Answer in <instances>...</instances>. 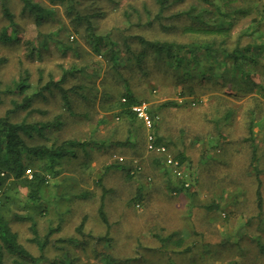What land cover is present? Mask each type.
I'll list each match as a JSON object with an SVG mask.
<instances>
[{"label": "rangeland", "instance_id": "rangeland-1", "mask_svg": "<svg viewBox=\"0 0 264 264\" xmlns=\"http://www.w3.org/2000/svg\"><path fill=\"white\" fill-rule=\"evenodd\" d=\"M32 1L43 11L24 10L22 0H0V33L7 28L6 33L13 38L6 43L0 40V116L22 101L24 95L13 90L24 71L31 85L25 93L28 96L51 81L59 82L70 71L60 84L66 90L78 89V94L69 92L71 112L57 90H42L40 95L32 96L27 110H14L11 120L30 123L59 117V129L47 131L48 139H35L48 146L73 138L107 143L102 148L89 147V166L79 163L82 157L69 156L56 167L60 170L57 175L45 173L47 183L41 203L35 207L27 203L24 186L11 178L1 181L0 196L9 195L15 200L13 211L35 219L39 237L49 228L54 229L40 251L30 241V222L15 221L11 228L19 242L34 256H43L40 264H264V253L256 244L258 238L264 245V125L256 138L263 197L259 216L250 146L243 141L248 110L253 109L260 119L264 117V102L259 108L254 96L238 97L227 83L232 75L226 74L222 81L216 75L219 67L212 57L199 54V65L195 69L188 65L185 79L184 71L175 72L165 60L152 54L147 53L140 63L135 61V54L142 50L137 36L177 43L215 41L214 46L223 38L186 31V27L200 23L176 15L178 12L192 6L194 13L211 9L204 16L212 19L218 10L251 4L261 7L264 0H234L229 5L226 0H210L212 5L183 0L172 3L152 24L145 22L157 13L154 0H75L71 13L68 2ZM262 14L255 10L228 17L233 25L225 38L227 50L236 45L239 31L250 18ZM87 19L93 27L90 31H86ZM242 36L241 46L254 37ZM262 59L258 57L260 65L254 73L264 83ZM226 62L231 67L232 59ZM187 85L193 86V92L180 96ZM128 89L158 116L155 134L169 145L170 154L185 153L187 161L182 164L192 196L167 190L163 171L170 169L164 164L155 165V155L146 152L147 130L139 119L130 126L128 120L117 115V102ZM167 101L177 104L162 106ZM229 107L236 109L233 122L229 126L220 122L219 134L216 120ZM126 140L131 144H116ZM78 152L81 156L82 151ZM119 156L130 164L132 178L128 179L122 170L107 169ZM134 159L141 165L138 173L132 172ZM33 171L25 175L30 178ZM170 173L172 181L179 179ZM103 188L108 190L104 196L106 223L98 215ZM138 195L139 200L134 201ZM208 205L216 207L210 210ZM82 220L81 235L76 227ZM169 234L171 240L163 244L161 238ZM178 238H182L181 245L176 243ZM187 247L191 249L184 251Z\"/></svg>", "mask_w": 264, "mask_h": 264}, {"label": "trees", "instance_id": "trees-1", "mask_svg": "<svg viewBox=\"0 0 264 264\" xmlns=\"http://www.w3.org/2000/svg\"><path fill=\"white\" fill-rule=\"evenodd\" d=\"M24 3L23 9L29 10L30 12H42V8L32 0H22ZM157 4V13L154 18H149L145 24H152L157 19H160L162 13L172 4L181 2L183 0H154ZM234 0H226L225 4ZM69 3L68 9L69 13L74 9L73 2L75 0H50L51 4H65ZM198 4L200 3H209L212 5L210 0H196ZM195 6L185 10L184 12H178L176 15H186L192 21H198L199 26H188L186 31L192 33H204L211 35H220L223 38L219 41L217 46H214L215 41L205 42L197 44L195 42L191 43H177L174 41L167 40H150L141 36H137V41L142 47V50L135 54V61L140 63L142 58L148 54H152L158 59H163L165 62L172 67L175 72L181 73L184 71L182 78L185 79L188 76L185 72V69L188 65H191L194 69L199 64V57L201 55L206 58H214L218 64V69L216 75H218L222 81L226 78V74H231V79L228 80V85L231 90L239 96L250 95L254 96L256 99V106L261 108L262 103L264 102V83L262 80H258L255 76L254 71L259 67L260 61L258 57L263 56L262 62H264V29L263 27V18L264 13V2L261 7H258L253 4L246 7H235L229 10L221 11L218 10L214 14V18L207 19L204 14L211 13V9L203 8L201 11L194 13ZM257 11L262 14L261 16L254 15L250 18V22L239 31L238 39L236 40V45L231 49L227 50L225 45V38L229 36V33L232 28L233 20H227L231 14L244 13L252 14L253 11ZM5 15L11 20V15L6 9H4ZM182 13V14H181ZM86 31L92 30V24L87 19ZM198 27V28H197ZM7 28H4L0 33V40L3 43L13 40L11 34L6 33ZM245 31V32H244ZM244 32V33H243ZM254 36L252 41L247 42L244 46H241L239 41L242 38V35ZM261 38V39H260ZM124 46L128 49L129 45L124 43ZM222 56L221 60H218V57ZM231 58L232 63L231 67H227L226 60ZM238 58L242 60L239 62ZM3 62V59L0 58V64ZM248 64L251 67L247 66ZM71 74V72H66V74ZM64 76L59 82H49L32 94L31 96L26 95L25 93L30 88L29 75L27 72L21 74L19 80L14 84V92L19 95H24L21 102H15L12 109H8L4 115L0 116V184L3 179L11 178L14 183H18L21 186H24L27 189V203L35 207L41 202V193L43 187L47 183V178L45 173H51L57 175L60 170H56V167L60 164L62 159H67V157H73L74 159L82 157L83 160L79 161L83 166H89L91 160V151L89 147L102 148L106 145V141H91V140H80V139H65L59 144L53 143L48 146L44 142L36 143V138H45L48 139L46 133L49 130H57L61 127L62 122L59 121V117L54 118L51 121L46 122H30L25 121H12L10 114L17 109H28L33 100V95H40L42 90L53 93L54 90H57L61 94V99L63 101L64 107L72 111L71 109V100L69 99V92L72 91L74 94H78V89L70 88L66 90L61 86L60 83L63 82ZM193 75H198L194 74ZM193 76V77H195ZM191 78V77H190ZM227 81V80H226ZM186 83V82H185ZM120 95V99L117 102V115L122 116L123 119L129 121V125H133L136 122V115L131 110V106L138 102V99L130 89ZM193 92V86L187 85L183 88L179 95L185 96L187 93ZM125 101H122V99ZM1 102V97H0ZM175 101H167L162 106L176 105ZM253 109L248 110L247 121H246V130L247 136L243 141L249 142L250 146V165L254 173L256 188H255V200L257 207L258 216L262 213L263 208V197L261 192L262 182L260 179V170L258 169V162H260L258 156L259 145L257 143V132L259 129L263 128L264 117L256 118V113L252 111ZM236 109L229 107L220 118L216 120V128H218L217 133L220 134V122H223L224 125H230L233 122V117ZM152 115L153 111H149ZM255 128H258L255 131ZM221 136V135H219ZM222 137V136H221ZM35 140V142H34ZM157 143H162L160 137L157 138ZM117 145H130L131 142L126 140L125 142H116ZM168 145V144H167ZM166 145V146H167ZM169 146V145H168ZM168 148V147H167ZM77 149V151H76ZM78 150L82 151L81 156ZM169 150V149H168ZM152 152V151H151ZM70 153V155H69ZM155 155V154H154ZM181 163L187 161V157L184 152L177 151L174 155ZM155 165H163L162 159L154 158ZM28 166H31L28 167ZM28 169L31 171L33 169V175L29 178L25 175V170ZM115 168L122 170L125 173V176L129 179L134 176V173H130V164L126 161H119L116 159V162L111 163L107 169ZM171 171V170H170ZM170 171L164 170L166 175L165 185L169 192L172 193H185L191 195L189 187L184 186V181L178 179L177 181H172L170 178ZM139 172V171H138ZM135 172V173H138ZM98 184L101 185V180H98ZM108 190L103 188V194L98 206V215L103 222H107V217L104 211V196ZM85 194H80L84 196ZM139 196L134 198L139 200ZM192 196V195H191ZM15 207V200L5 193L0 196V264H40V260L43 258L42 255L34 256L29 252L25 246L19 242L18 234L11 228V223L15 221H29V229L31 231L32 237L30 241L37 244L40 251L44 250L46 244L48 243L49 236L53 233L54 229L49 228L47 233L44 236L39 237L37 225L35 219L31 215H23L17 211H13ZM216 206L208 205L206 208L212 210ZM18 209V208H17ZM19 210V209H18ZM83 220L76 227V231L83 234ZM59 229L58 227L55 230ZM172 234L161 238L162 243H168L171 240ZM62 240V239H61ZM256 244L261 253H264V245L256 238ZM68 241H73V238H68ZM178 245H181L182 238L176 240ZM191 248L187 247L184 251H189Z\"/></svg>", "mask_w": 264, "mask_h": 264}, {"label": "built area", "instance_id": "built-area-1", "mask_svg": "<svg viewBox=\"0 0 264 264\" xmlns=\"http://www.w3.org/2000/svg\"><path fill=\"white\" fill-rule=\"evenodd\" d=\"M122 101H125V99L123 98ZM131 110L147 130L146 149L155 152L158 155H161L163 158V164L171 170L174 176L184 181L185 187H189L191 182L187 178L188 174L184 170L183 164L179 161V159L170 154L165 144L157 143L155 124L158 116H154L149 112L148 103L144 101H140L132 105ZM118 160L123 161L124 158L122 156H119ZM140 169L141 165L139 164V161L137 159H134L132 172H138L140 171ZM25 172L27 173V175H29L28 173H31L28 168L25 170Z\"/></svg>", "mask_w": 264, "mask_h": 264}, {"label": "crops", "instance_id": "crops-1", "mask_svg": "<svg viewBox=\"0 0 264 264\" xmlns=\"http://www.w3.org/2000/svg\"><path fill=\"white\" fill-rule=\"evenodd\" d=\"M262 29H264V18H263V27H262ZM140 123H141V125L143 126V128L146 130V128L144 127V125L142 124V122L140 121ZM164 144V143H163ZM166 145V144H165ZM169 151V150H168ZM146 152H150V153H153V154H155V156H156V158H159V159H162L163 160V158H162V156L161 155H158V154H156L155 152H151V151H149V150H146ZM170 152V151H169Z\"/></svg>", "mask_w": 264, "mask_h": 264}]
</instances>
